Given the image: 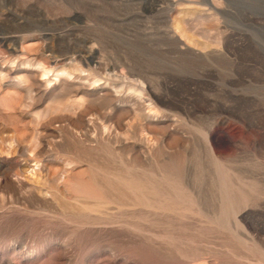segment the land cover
<instances>
[{"label":"rangeland","instance_id":"rangeland-1","mask_svg":"<svg viewBox=\"0 0 264 264\" xmlns=\"http://www.w3.org/2000/svg\"><path fill=\"white\" fill-rule=\"evenodd\" d=\"M211 18L186 21L192 34L222 54L214 61L198 62L167 45L162 33L165 25L140 0L123 4L113 0H0V99L7 96L26 105L18 111L0 110V131L13 127L27 131L29 115L45 106L57 87L48 75L47 96L41 102L30 100L36 92H29L25 76L39 69L16 61L14 52L29 43L34 44L31 53L37 59L49 55L38 49L43 44L53 51L93 50L99 73L111 66L118 67L116 74H109L113 78L121 68L141 72L157 90V108L184 118V136L206 127L210 153L231 174L233 183L239 184L244 197L252 184L257 190L254 201H245L235 216L207 225H184L182 218L159 223L131 218L134 229L142 228L146 239L123 244L95 231L80 229L75 234L52 218L61 211L72 212V207L61 201L56 208L37 204L14 190L12 183L0 181V264H98L109 253L116 261L123 257L127 264H180L186 256L204 257L210 263L226 259L236 264H264L248 260L260 259L264 253V16H254V23L227 18V27ZM202 23L211 31H204ZM95 85L85 90L90 92ZM191 149L188 153L177 150L163 169L185 174L190 184L215 195V166ZM187 249L190 255H185Z\"/></svg>","mask_w":264,"mask_h":264},{"label":"bare ground","instance_id":"bare-ground-1","mask_svg":"<svg viewBox=\"0 0 264 264\" xmlns=\"http://www.w3.org/2000/svg\"><path fill=\"white\" fill-rule=\"evenodd\" d=\"M113 1L123 4L137 0ZM140 1L162 20L167 45L198 62L214 61L222 54L209 41L192 34L187 20L212 17L220 27H227V18L254 23V16H264V0ZM238 6L245 9H237ZM202 27L207 33L211 31L206 24L202 23ZM33 47L29 43L14 52L16 61L39 69L25 76L29 92H36L29 99L36 103L47 96V83L51 81L48 75L57 87L47 97L46 105L29 115L27 131L15 127L0 131V158L6 159L2 161L0 181L5 185L12 183L14 190L37 204L56 208L61 201L72 207L70 213L61 211L52 216L72 232L95 231L128 244L146 239L142 228L134 229L131 218L158 223L182 218L184 225H207L227 215L235 216L245 201L257 197L254 184L244 197L239 184L233 183L231 174L210 153L206 127L200 126L195 129L196 134L184 136V118L167 115L157 108V90L141 72L121 68L113 78L109 74H116L118 67L111 66L99 73L93 50L53 51L43 44L38 49L49 55L37 59L31 53ZM67 62L69 66L65 65ZM92 85L97 89L93 86L90 92L85 90ZM0 106L5 112L18 111L26 105L22 100L13 102L4 96ZM190 147L215 166V195H207L190 184L185 174L163 169L177 150L188 153ZM184 252L190 255L188 249ZM260 254V259L248 260L264 263V253ZM116 259L109 253L98 264H127L123 257ZM197 261L236 264L226 259L210 263L204 257L192 256H186L180 264Z\"/></svg>","mask_w":264,"mask_h":264}]
</instances>
